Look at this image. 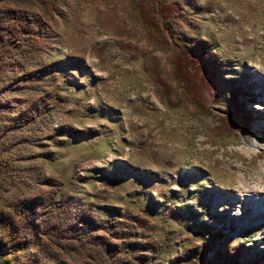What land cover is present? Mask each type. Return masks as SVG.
<instances>
[{
  "label": "rangeland",
  "instance_id": "rangeland-1",
  "mask_svg": "<svg viewBox=\"0 0 264 264\" xmlns=\"http://www.w3.org/2000/svg\"><path fill=\"white\" fill-rule=\"evenodd\" d=\"M190 1L183 39L227 63L214 79L218 101L201 90L208 113L184 98L169 50L147 39L133 0H70L59 37L42 55L67 99L52 124L60 143L49 141L55 157L41 159L43 175L61 190L76 167L84 180L74 193L104 222L142 217L145 237L176 236L184 250L205 243L218 253L239 245L241 264H264V213L239 210L248 189L264 192V0ZM229 82L251 92L238 98L255 115L242 133L220 134ZM205 224L220 233L211 239Z\"/></svg>",
  "mask_w": 264,
  "mask_h": 264
},
{
  "label": "trees",
  "instance_id": "trees-1",
  "mask_svg": "<svg viewBox=\"0 0 264 264\" xmlns=\"http://www.w3.org/2000/svg\"><path fill=\"white\" fill-rule=\"evenodd\" d=\"M69 4L0 0V264H241L239 245L219 253L205 243L184 250L176 236L160 242L140 235L149 230L145 218L122 213L121 220L104 222L74 193L84 180L76 167L61 190L44 177L41 159L55 157L47 145L60 143L52 124L67 99L56 90L55 68L42 55L59 37L58 19L70 14ZM191 5L190 0H133L132 9L147 39L169 50L172 77L184 98L208 113L201 90L218 101L214 79L227 63L215 49L183 39L180 25L191 26ZM229 83L215 126L220 134L242 133L255 115L238 98H252L251 92ZM110 211L120 214L116 207ZM204 226L211 239L220 233Z\"/></svg>",
  "mask_w": 264,
  "mask_h": 264
},
{
  "label": "bare ground",
  "instance_id": "bare-ground-1",
  "mask_svg": "<svg viewBox=\"0 0 264 264\" xmlns=\"http://www.w3.org/2000/svg\"><path fill=\"white\" fill-rule=\"evenodd\" d=\"M251 150L248 151V154H252L255 152V150L253 148H250ZM246 183V182H245ZM243 181L242 184L247 186ZM245 198L243 200V205L239 206V210L243 211V209H246L247 207L251 206L254 210L253 213L255 214H259V212H263L264 213V192L259 191L257 189H248L246 194H244ZM238 212L235 215L240 214L241 212ZM259 219H264V215L263 217H259ZM261 264V263H260Z\"/></svg>",
  "mask_w": 264,
  "mask_h": 264
}]
</instances>
